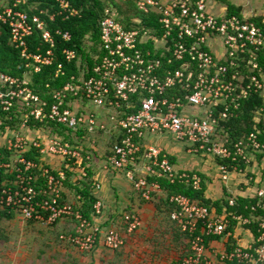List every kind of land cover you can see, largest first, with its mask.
Segmentation results:
<instances>
[{"label": "built area", "instance_id": "obj_1", "mask_svg": "<svg viewBox=\"0 0 264 264\" xmlns=\"http://www.w3.org/2000/svg\"><path fill=\"white\" fill-rule=\"evenodd\" d=\"M25 1L0 0V22L9 28L11 42L29 61L27 66L38 72L53 63L56 36L66 41L72 37L61 29H56L54 35L49 21L57 16L64 19L81 16V10L68 0H57V10L42 9L30 14L22 8ZM122 1L133 2L143 14L154 16L161 33L144 25L127 28L118 19L117 7L111 4L99 20L100 52L93 54L96 61L93 68L86 62L79 74L53 90L52 103L29 85L1 73L2 109L24 112L21 130L30 129V120H51L75 131L87 128L91 133L114 130L116 143L109 161L116 169L127 170L135 189L145 199H151L152 192L161 190V186L146 177L136 178L129 167L140 156L146 161L148 174L167 177L171 182L181 177H187L188 181L191 178L195 188L201 183L198 174L192 177L180 174L161 147L144 148L148 135L171 133L187 143L191 153L215 156L223 162L219 165L223 179H228L232 171L242 172L241 163L246 169L257 163L259 155L264 153V141L258 132L233 140L228 133L221 134L219 127L222 121L233 117L243 99L256 92L264 95V70L259 63V55L264 53L262 25L248 21L250 17L227 13L216 16L208 9V0ZM261 17L264 24V13ZM137 22L142 23L141 19ZM35 31L41 32L43 40L50 45L47 51H30L28 40ZM151 43L153 47L148 46ZM63 53L70 63L79 58L75 49L65 48ZM176 63L180 65L175 67ZM62 74H65L64 64L59 63L56 76ZM88 103L111 112L113 129H109L108 123L98 121L97 113L85 109ZM38 138L17 131L0 143V147L11 152L10 161H0V170L17 172L12 181L16 187H4L8 180L0 181V205L15 208L26 220L36 219L46 225L75 218L74 232L62 233L60 238L81 251H93L100 236L107 249H121L124 237L120 228L110 226L103 232L74 203L61 202L67 174L62 165L54 168L48 161L80 160L81 150L59 136ZM32 148L39 151L44 164L25 157ZM20 164L24 165V171ZM36 167L40 172H28ZM83 174L86 175L85 170ZM40 177L45 179V186L38 191L33 182ZM39 194L45 197L40 198ZM251 196L259 199L257 205L264 210V189H257ZM170 201L176 204L171 219L185 232L189 245L184 257L174 264H264V218L256 221L260 235L254 233L252 241L243 244L230 230L227 214L219 215L182 194L172 195ZM235 201L232 197L230 204ZM95 209L100 213L99 202ZM233 218L238 220L235 227L247 228L253 222L243 215L233 214ZM124 222L129 233L142 224L135 212L125 214ZM218 236L227 238L223 247L212 243Z\"/></svg>", "mask_w": 264, "mask_h": 264}, {"label": "trees", "instance_id": "obj_2", "mask_svg": "<svg viewBox=\"0 0 264 264\" xmlns=\"http://www.w3.org/2000/svg\"><path fill=\"white\" fill-rule=\"evenodd\" d=\"M68 1H70L73 6L81 10V16L70 17L67 19H64L62 16H57L54 21H49V28L54 32V35H56V29L70 32L72 36L71 40L66 41L63 37L56 36V43L52 48L54 52V61L51 65L43 66V68L38 72L32 71V69L27 66L29 61L22 56L20 49L16 48L11 42L9 28L0 22V74L5 73L11 75L18 81L29 85L34 92L38 93L42 98L48 100L49 103L53 102L52 91L57 88H61L67 81L70 80L72 75L79 74V69L83 67L86 62L90 68H93L96 64L93 54L100 52L99 45L101 42V31L99 27V20L103 17L104 10L107 6L114 4L117 7L118 19L123 22L127 28L142 27V25H144L157 28V33H161V27L157 22H155V17L143 14L133 2H123L122 0ZM224 2L227 5L228 15H237L240 18L244 17L242 6L232 3L230 0H224ZM57 7V0H27L22 3V8L30 14L39 13L42 9L45 11H55L57 10ZM43 17L46 16L43 15ZM137 19H141L142 23H138ZM261 20V15L248 18V21H256L264 28V24L261 23ZM28 41L31 52H45L50 48V45L43 40L41 32L39 31H35ZM148 46L153 47V44L151 43ZM65 48L75 49L79 58L71 63L67 62L63 53ZM59 63L64 64L65 74L56 76ZM259 63L264 70V53H260ZM179 65L180 63H176L175 67H178ZM23 115L24 112L21 110L5 111L0 105V131H6L7 127L20 131L24 120ZM29 124L32 128H36L37 131H45L51 137H62L64 141H67L72 145H77V147L81 150L82 158L80 161L73 159L68 162H64L62 165L67 174V178L64 181L65 187L62 193L61 202H69L66 199L65 188L66 186L72 188L75 194L80 196L79 200H77V202H80V205H77L74 202L72 203H74V205L81 210L85 218L91 221L92 215L96 213L95 205L98 203V198L93 193L94 187L97 188V183L92 179L93 173L87 166L90 149L83 143V139L85 141L86 137L88 138L91 132H89L87 128H81L75 131L72 128L51 120H46L45 122L30 120ZM219 130L223 135L228 133L233 140L240 139L250 132L256 131L259 133L260 139L264 141V95L261 92H256L252 93L248 98L243 99L239 109L235 111L233 117L221 122ZM114 138L112 143L113 146L116 143V139ZM78 139L81 140V142L77 141ZM263 154L264 153L260 154V159ZM10 157L11 152L4 147H0V161H10ZM25 157L27 159L34 160L38 164H44L41 160L39 151L35 148L27 151L25 153ZM168 157L174 164L175 158L170 157L169 155ZM218 161L219 164L223 163L220 159H218ZM20 166H22L24 171V165L20 164ZM240 166L243 170L246 168L244 163H241ZM79 167L86 171V175L79 177L78 181H73V177L77 175L75 170ZM28 172L35 174L40 171L39 168L36 167ZM184 173L190 175L191 177L194 174L192 172L180 171V174ZM199 175L201 176L199 188H195L191 178L188 181L187 177L178 178L174 182H171L167 177H158L152 174H147L144 177H146L149 182L157 181L161 188L167 193L166 201H168L167 205L168 210L170 211V217L171 212L176 208V204L170 201V197L172 195L182 194L199 202V204L207 206L210 211H215L219 215L227 214L228 220L231 221L229 227L230 230L234 229L236 221H238L233 218V214L243 215L247 218L249 217L251 221H253L249 227L258 237L260 235V232L258 231L259 223L256 221L263 220L264 218L263 208L257 205L259 199L252 196H237L235 197L236 201L234 204H230V199L232 198L230 197L231 195L222 199H213L206 195L207 184L205 177L201 174ZM248 175L250 174L248 173ZM16 176V171L6 172L3 168L0 170V181L4 182L8 180L6 184L3 185L4 187H16V185L12 182L15 180ZM44 182L45 179L40 177L39 180L33 182V184L39 191L43 187ZM38 197L42 198L45 197V195L39 194ZM255 205H257L256 209H253ZM17 214L20 215L19 211L15 208L2 207L0 210V217H5L7 219H11ZM71 219L75 220V218ZM28 221L38 220L30 219ZM175 228L177 241H179L181 237H186L185 232H181L176 225ZM216 238L220 237L218 236ZM183 257L184 256L182 255V257L178 260Z\"/></svg>", "mask_w": 264, "mask_h": 264}, {"label": "crops", "instance_id": "obj_3", "mask_svg": "<svg viewBox=\"0 0 264 264\" xmlns=\"http://www.w3.org/2000/svg\"><path fill=\"white\" fill-rule=\"evenodd\" d=\"M260 3L264 7V0H259V4ZM236 5L242 6L244 17L258 16L264 13V11L258 12L257 10L247 12L243 4ZM225 13H227V5L222 10L221 15ZM85 109H87V106ZM88 110L97 113L99 116L98 121L108 123L109 129H113L112 122L109 118L111 112L98 106L94 109ZM195 110L197 109L191 108V111ZM22 130L24 132L26 131V133L32 138L40 137L45 139L47 135H49L43 130L37 131L36 128L32 127H30V129ZM17 131L12 128H6V131H2L4 136L0 139V143H3L7 136L16 133ZM115 133L114 130H111L110 132L100 131L90 133V136H88V146L90 151L87 166L93 173L92 179L96 181L97 185H99L97 188L94 187L93 193L101 204L100 213H94L91 222L94 225L99 226L103 232L110 226L120 228L124 237V245L122 248L119 250L107 249L103 245L100 236L97 247L91 252H84L78 247L66 244L60 240V235L62 233L74 232L77 224L74 219L64 218L54 225L42 226L43 223L40 221H28L24 218V221H19L22 217L17 214L9 221L17 231H15L16 233L13 232L12 235L10 234L11 236L9 237V264H121L123 260L127 261L128 259L135 258L140 259L143 256L140 254L144 253L147 248H150V245H153V247H155V244L157 245L153 236L161 238L163 232L170 243L169 245L172 246L171 250L173 249L172 252H170L171 254L168 255V257H170L168 260L170 262L169 264H174L180 258H178L177 253L181 250L176 253L178 248L176 244L178 241L176 238L175 224L172 221L170 211L168 210V201H166L167 193L162 188L161 190H155L152 192V199L147 200L135 189L126 169H116L111 165L108 157L113 148L112 143L113 138L116 137ZM93 134H96V136ZM171 135L174 136L173 134ZM148 137L151 141H155V138H152L150 135H148ZM150 145L159 146L157 143H151L144 139V148ZM184 145L186 152L191 155V160H193L192 162L194 163L191 171L180 167L182 162L178 161L173 152L168 151L165 146V149L161 146L159 147H161L170 157L175 158L174 165L179 171L192 172L198 175L201 174L205 177L207 196L216 200L230 195V197H248L253 195L257 189H264V154L261 159L259 158V155L258 162L251 164L250 167L247 168L248 170L245 168L242 172L232 171L229 174L228 179H223L219 168L220 164L218 158L211 154L191 153L188 150V144L185 143ZM145 162L146 161L142 156H140L135 165L129 167L133 170L136 177H144L148 174ZM48 163L54 168L64 164V162L59 159H49ZM215 167L221 175L220 184L215 181V173L213 174ZM83 170L84 169L80 167L76 168V176H83ZM246 173L247 175L248 173L250 174L248 175V178H245L244 176ZM65 194L67 201L80 205V202H77L80 196H77L72 188L66 186ZM1 209L2 207L0 206V210ZM131 211L137 213L142 221L141 226L133 233L126 231L124 222L125 214ZM36 228H39L37 230L40 232V235L33 234L32 231ZM233 233L235 234L234 237H239V241L243 244L252 241L254 236V232L249 227L244 228L236 226L233 229ZM226 239L227 238L225 237H220L219 239L212 241V243L216 244L217 247H223ZM34 247H39L38 251ZM134 251H136L135 253L137 254L132 256ZM151 254L154 253L152 252ZM154 256L156 258L155 264L163 263V258H161L158 253ZM151 257L149 258L151 259ZM145 258L144 255V259ZM149 258L146 259L147 261L145 260L147 263H150ZM145 261L143 260L144 263ZM164 263L167 264V260L164 261Z\"/></svg>", "mask_w": 264, "mask_h": 264}, {"label": "rangeland", "instance_id": "obj_4", "mask_svg": "<svg viewBox=\"0 0 264 264\" xmlns=\"http://www.w3.org/2000/svg\"><path fill=\"white\" fill-rule=\"evenodd\" d=\"M230 1L232 3H235V4H243L244 8H245V10L247 12L248 11H254V10H257L258 12H263L264 11V7L261 5V3L259 4V0H230ZM225 7H226V3L224 2V0H208V9L213 14H215L216 16H221L222 10ZM94 108H96V106L93 105L92 103H88L87 104V109H94ZM20 131L24 132L23 130H20ZM93 135L96 136V134H93ZM3 136H4V134L2 133V131H0V139H2ZM151 137L155 138V141H151V139H149L148 136L145 138V140H147V141H149L151 143L152 142L153 143H157V145H159V146H161L163 148L165 146V148L168 151L173 152L174 156L177 157L179 162H182V165L180 166L181 168H185V170H188V171L192 170L191 168H193L194 163L192 162L193 160H191V158H192L191 155L188 154L186 152L185 148H184V146H185L184 142H181L180 140L175 138V136H172L171 134H167V133L166 134H160V135H152ZM88 139H89V137L87 139H85V141L83 139V143L85 145H87V146H88V141H89ZM77 141L81 142V140H79V139ZM199 167H201V166H199ZM213 174L215 176L216 183L220 184L219 182H220V179H221V175H220V172L217 170L216 167H215V169L213 171ZM244 176H245V178H248L247 173ZM259 176H260V173H259ZM78 179H79V176L78 177L77 176L73 177L74 181H77ZM9 221H10V219H7L5 217H0V264H9V262H10V259L8 257V251H9L8 245H9V240H10L9 237L16 230L10 224ZM19 221H24L23 217L20 218ZM44 225L46 226L45 223H43L42 226H44ZM39 226H41V225H39ZM37 229H39V228L33 229L32 232H33L34 235L35 234L36 235H40L39 234L40 232H38ZM153 238H155V243L157 242L158 246L156 244L154 245L155 247H153V245H150V248H147V250L144 253L140 254V255H143L140 259L135 258V259H128L127 261L123 260L121 264H141V263L142 264H155L156 258H155L154 255L157 254V253H158V255L161 256V258H163V263L162 264H166V263H164V261H166V260H167V264H169L170 262L168 260H169L170 257H168V255L171 254L170 252H172L173 249L171 250L172 246L169 245L170 243L168 242L167 237L165 236L164 232H163V235H162L161 238L160 237L156 238V236H153ZM66 244H68V243H66ZM38 245H39V243H38ZM176 245L178 247L176 253L179 250H181V251H179L177 253L178 258L182 257V255L184 256L186 251H187V249H188V247H189L186 238L185 237H181V239L177 242ZM35 249L38 251L39 247L35 248ZM135 252L136 251L133 252L132 256L137 254ZM152 252L154 254H151ZM144 255L146 257L145 259H144ZM148 256L149 257L152 256L151 259ZM148 258L150 260V263L146 262L147 261L146 259H148ZM141 260H142V262H141ZM143 260L144 261L146 260L145 263L143 262Z\"/></svg>", "mask_w": 264, "mask_h": 264}]
</instances>
